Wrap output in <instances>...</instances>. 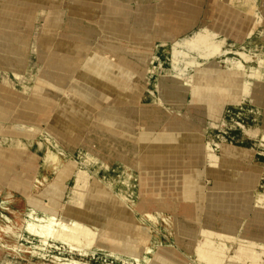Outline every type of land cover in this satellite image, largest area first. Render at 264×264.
Wrapping results in <instances>:
<instances>
[{
    "label": "rangeland",
    "instance_id": "1",
    "mask_svg": "<svg viewBox=\"0 0 264 264\" xmlns=\"http://www.w3.org/2000/svg\"><path fill=\"white\" fill-rule=\"evenodd\" d=\"M17 2L18 7L15 6ZM27 2L7 0L6 4L3 0L6 6L0 8V264H143L147 257L157 263L164 260L170 264H217L210 259L212 255L208 251L203 257L197 253L204 250L203 240L212 231L206 227L207 217L196 203V187L200 185L204 212L210 213L211 210L216 216L224 217L225 221L233 222L234 229L237 227L231 244L264 249V207L256 200L259 194H264V56L258 63L246 65L263 74L256 88L258 98H245L241 102V98L228 96L223 103V97L215 89L210 94L201 92L197 96L204 101L205 95L217 97L218 94L217 99L221 101L216 103L222 108L220 119L214 121L216 126H203L209 128L206 129V141L223 160H239V170H244L246 175L252 172L258 176V183L245 184L248 188H241L238 183L229 181L230 176L221 170V178L228 181L218 187L212 180L213 176L211 179L203 172L206 169L201 170L200 163L198 169L206 176H202V180L196 178L195 183L197 173L187 171L190 168L186 165H190L193 158L200 157L202 152L198 149L186 151L182 157L174 154L181 151L180 148H173L171 153L154 147V154H148L149 147H140L142 134L151 138V130L142 118L147 109L155 107L150 104V94L145 97L146 88L141 86L142 83L137 84L141 80H135L134 74H131V79L119 77V73L115 82L107 79V72L96 65L102 62L97 58L93 60L95 50L91 36L85 38L80 32L78 35L81 36L76 38V30H71L68 25L47 27L43 17L50 13L46 11L49 9L28 6ZM258 20L263 21L260 17ZM102 26L106 30L110 28L105 24ZM83 27L86 30L92 26L85 24ZM222 34L220 31L212 34L223 43L216 46L214 57L204 59L200 67L189 69L195 73L194 76L205 77L203 82L206 79L219 81L221 76L232 73L233 70L227 71L230 67L227 64H241L240 54L235 59L234 51L229 49L232 44L226 43L227 39L221 37ZM200 36H203L202 31L176 43L173 58L176 48L190 50L192 46L193 51L203 50L194 45L195 41H201ZM262 49L264 51V46ZM175 59V65L181 67L177 73L184 78L189 74V71L184 73V61L193 57L179 53ZM215 61L224 70L218 76L211 70L204 74L203 65L211 67ZM247 67L244 75L253 77L254 72L247 71ZM88 77L98 79L95 83ZM249 83L245 81L243 85L250 89ZM108 84L110 87H106ZM203 86L198 81L194 82L191 86L193 93ZM122 97L131 103L124 102ZM74 98L84 103L77 105L72 102ZM208 100L212 101V98ZM158 101L162 103L160 98ZM211 104L200 103L199 111H204L201 107L207 111ZM108 108H113L111 117L108 112L103 114ZM113 115L118 117V122L127 124L116 127L111 120L109 124L105 118H113ZM14 127L30 135L12 137L7 130ZM131 128L135 132L129 137L127 134ZM249 129L260 130L263 136L253 139L247 135ZM52 144L58 148L56 162L46 160ZM203 147L199 149L203 150ZM166 153H171V158L164 160L162 156ZM175 161L183 165L172 166ZM178 171L191 177V182L177 179ZM81 172L90 177L91 185H99L106 191V197L97 205L89 204L90 200L80 207L75 204L77 179ZM119 216H123L129 226L128 237L136 242L119 241L113 235L112 226ZM171 219L175 228L182 221L180 224L191 228V232L197 230L196 238L180 242L173 235L176 231L169 223ZM136 220L141 222L135 223ZM69 223H77L82 227L80 229L86 228L84 231L87 233H95L98 229L101 239H109V243L102 244L101 240L94 241L83 234L75 242L77 245L66 243L59 232L64 231V226ZM217 228L221 226L217 225ZM129 247L137 252L146 248L153 251L146 252V256L135 262L123 255L129 252ZM227 248L223 244L220 251H227Z\"/></svg>",
    "mask_w": 264,
    "mask_h": 264
},
{
    "label": "crops",
    "instance_id": "2",
    "mask_svg": "<svg viewBox=\"0 0 264 264\" xmlns=\"http://www.w3.org/2000/svg\"><path fill=\"white\" fill-rule=\"evenodd\" d=\"M5 1L7 3V0ZM27 1L28 6H40L50 10H46L50 13L43 17L47 27L61 28L68 25L71 30H76V38L81 36L78 35L80 32L85 38L91 36L95 50L92 55L93 60L97 58L102 62L101 64H107L110 70L119 73V77L131 79V74H134L137 78H134L135 80H141L137 84H143L141 86L146 88L145 97L149 93L152 97L150 104L155 106L150 107V110L147 109L145 118H142L151 130L148 143L164 152L173 153V148L191 152L210 144L205 137L206 129L209 128L203 126L206 124L210 125V128L216 126L215 122H218L222 113V108L218 105H211L207 111L201 107L204 111H199L200 103L204 104V101L213 103L214 101H209L208 98L215 96H209L208 92L209 94L203 97L204 101L199 100L191 88L192 76L195 73L189 71V74L185 75L186 82L177 75L181 67L174 63L173 50L176 43L208 28L212 32L223 33L221 37L225 36L226 43L232 44L229 49L234 51L236 59L238 53L244 52L256 59V61L252 59L247 66L253 62L258 63L262 59L261 56H264V51L261 50L264 46V0H42L43 2L39 4L34 3L38 0ZM17 3H15L16 7L19 6V2ZM5 6L3 0H0V7ZM259 17L263 21L258 24ZM85 24L92 27L83 30ZM104 24L117 27L125 35L110 33V30L103 28ZM208 67L209 64H204L203 71ZM247 71L254 72L253 77L250 76L252 79L243 75L242 78L246 80L241 79L238 86L248 89L243 83L251 82L249 83L252 86L251 95L242 94L236 97L220 94L222 99L228 96L236 97L241 98L242 102L245 98L259 97L256 88L259 87L258 79L263 74L254 67H247ZM106 87H110L109 84ZM117 92L116 96H118ZM122 99L131 103L126 97ZM143 101L144 97L141 102ZM215 102L221 103L219 99ZM225 102L224 99L223 103ZM152 130L153 134H151ZM256 134L247 135L253 139L262 135L260 132ZM171 153H166L167 156L163 155L162 159H170ZM228 161L231 162V170H233L232 166L239 170L237 166L240 165L239 160L231 158ZM199 163L195 164L196 169L192 171V174L197 173L195 183L196 178L202 180L201 177L205 175L203 172L212 179V175L217 172L208 171V167L200 163L201 170L206 169V172L203 170L202 172L198 169ZM239 173L245 174V171L239 170ZM228 179L231 180L230 177ZM240 179L245 178L240 176ZM258 198L259 202H264V194H259ZM262 204L264 206V203ZM240 246L245 247V245Z\"/></svg>",
    "mask_w": 264,
    "mask_h": 264
},
{
    "label": "bare ground",
    "instance_id": "3",
    "mask_svg": "<svg viewBox=\"0 0 264 264\" xmlns=\"http://www.w3.org/2000/svg\"><path fill=\"white\" fill-rule=\"evenodd\" d=\"M4 2L6 3V1L4 0ZM7 4V3H6ZM1 8V7H0ZM4 8V7H3ZM75 11L76 8H73ZM182 12V11H181ZM109 18V17H108ZM259 21V20H258ZM260 23H262V21H259ZM117 23V22H116ZM23 24V23H22ZM105 26H108L107 24H105ZM110 28H108L110 30V32L113 33V31H115V35H121V34H124L123 31H119V29H117V27L115 26H109ZM116 29H115V28ZM106 29V27H105ZM164 29V28H163ZM202 31V34L203 36H200V40H197L194 42V45L195 47H200L201 49L203 50H200V51H193V47L190 46V50H183V48H176L175 49V57L174 59L177 57V55L180 53L182 54V56L184 55L185 57L188 56V54H191V56L193 57V59L189 60V61H184V66L185 67L184 69H186V72L190 71L189 69H193L194 67H200L201 64L204 62V59L205 60H208L209 58H213L214 57V51H215V48L216 46H222L223 43H221L220 41H218V38H216V35H212L213 32L212 30L208 29V28H204L201 30ZM251 31V30H250ZM249 31V32H250ZM125 35V34H124ZM134 35V33H133ZM24 38V37H23ZM62 38V37H61ZM127 38V37H126ZM217 39V40H216ZM259 41V40H258ZM131 42V41H130ZM259 43V42H258ZM66 45V44H65ZM215 46V47H214ZM70 47V46H69ZM68 47V48H69ZM199 48V49H200ZM58 50V49H57ZM183 50V51H182ZM189 51V52H188ZM38 52V51H37ZM36 53V52H35ZM70 54V53H68ZM240 54V62L241 64H238L239 66H237L236 64H227L229 65L230 67L227 68V71L228 69L232 72V73H227L226 76H221V79L219 81H214L212 79L208 80L206 79V82H203L205 80V77H199V76H192V79H193V82H196L198 81L199 85L203 88L198 90L197 92H194L197 96H199L198 94H200L201 92H214L213 90L215 89V92L216 93H219V94H225V95H229V96H236V95H251L250 93V89H244L242 88L241 86L239 87L238 85H240V82H241V78L242 76L245 74V71H246V66L247 64H249V62L252 61V56L248 53H239ZM195 55V57L193 56ZM56 56V55H55ZM236 59V58H235ZM40 60V59H39ZM176 60V59H175ZM59 61V60H58ZM230 63L232 62V60H229ZM206 62V61H205ZM52 63V62H51ZM217 63H219L218 61H215L214 64H212V66L210 68H207L206 70H204V74L208 71V70H211L212 72H215V75L218 76V74L220 72H222L223 70H221L220 66L217 65ZM32 64V62L30 63V65ZM29 65V64H28ZM29 65V66H30ZM97 66H99V68H103V70L105 72H107V76H105L107 79H111L113 80V82L115 81V78L117 76V73H115L114 71L110 70V68H108L107 64L104 65V64H98L96 63ZM103 66V67H101ZM202 68V67H201ZM103 70H98L99 72H104ZM64 71V69H63ZM208 74V73H206ZM225 74V73H224ZM177 75H179V73H177ZM260 75V74H259ZM84 77H86L84 75ZM182 78V77H181ZM88 80H90L91 82L95 81L98 79V77H94V78H87ZM184 81L186 82V77H184ZM77 82V81H76ZM99 82V81H98ZM96 83V81H95ZM100 87V86H99ZM200 87V88H201ZM107 89V88H106ZM106 89H105V92H106ZM98 90V89H97ZM221 90V92H220ZM194 91V90H193ZM71 95V94H70ZM63 96V95H62ZM236 96V97H238ZM218 97V96H217ZM222 97V96H221ZM225 97V96H224ZM75 100H73L72 102L75 103V104H79V103H84L79 101V99H76L74 98ZM209 99V98H208ZM214 99V100H213ZM216 96L212 98V101H214L211 105H216ZM205 100V99H204ZM211 101V100H210ZM94 102V101H93ZM264 102V101H263ZM259 105V104H257ZM86 106V105H85ZM259 107V106H258ZM261 108V107H260ZM111 109L113 108H108L104 111L103 114L105 113H109V117H111ZM102 114V115H103ZM117 115H121L123 117V114L121 113H118L117 112ZM138 115V114H137ZM114 117L113 118H105L106 121H113L112 122V125L113 126H116V127H119L120 125L123 127L125 126L127 123H124V122H118L117 120V116L113 115ZM120 116V117H121ZM119 117V118H120ZM138 121V120H137ZM166 121V120H165ZM188 121V120H186ZM138 123V122H137ZM110 124V122H109ZM191 127V126H189ZM19 127H14L10 130H7V132H10L13 135H23L25 137H28V133L26 132H22L21 131V128L18 129ZM143 129V126L141 127ZM26 129V128H25ZM28 130V129H27ZM26 130V131H27ZM248 130V129H246ZM20 131V132H19ZM125 131V130H124ZM6 132V134H8ZM135 131L132 130L131 128V131H130V134H127V132L125 134L129 135V137H132L134 136L133 134L131 133H134ZM161 132V131H160ZM167 132V131H166ZM260 130H251L249 129V131H247L248 134L250 135H253V134H256V133H259ZM10 135V134H9ZM61 135V134H60ZM257 135V134H256ZM254 136V135H253ZM263 136V134H262ZM142 137V138H141ZM140 137V140L143 141V143L140 144V147H149V152L148 154H154V147L151 146V143L149 144L148 141H149V136H147V134H142ZM146 138V140H145ZM48 140H46L47 142ZM215 144V143H214ZM54 145V146H52ZM50 146V149L48 150V153H49V158L47 157V159L49 160H54L55 162L58 161L57 160V146H59V144L56 143V147H55V144H52ZM216 145V144H215ZM24 146V145H22ZM235 146V145H234ZM218 147V146H217ZM200 148V147H199ZM198 148V152H202V154H200V157L199 158H193V161H191V164L189 165V168L190 169H187V171H193L195 167V164L197 162H200L202 165H208L210 171H213L214 170V175L213 178H214V182L217 184V186L219 187H222L223 184L225 182H227L226 180L222 179L221 178V175H218V173H222L221 170H224L227 172V174H229L230 178H231V182L235 181V183H238V185L241 187V188H248L247 186H251V185H255L258 183V181H256L258 179V176H256L255 174H253L252 172H250L251 174H241L239 173V170L235 167V166H232L233 167V170H231V162H229L228 160H223L220 156H218L216 153H215V150L212 148L211 144H207V147H203V150L202 149H199ZM236 150V149H235ZM213 151V153H212ZM157 152V151H155ZM185 152L186 151H180V152H176L175 154L177 155H180L182 157H185ZM211 153V154H210ZM59 154V153H58ZM228 154V153H227ZM250 154V153H249ZM242 157V156H241ZM54 158V159H53ZM60 158V157H59ZM174 158H176V156H174ZM56 159V160H55ZM197 159V161H195ZM199 159V160H198ZM53 161V162H54ZM61 161V159H60ZM46 162H49V161H46ZM55 162H54V165H55ZM52 163V162H51ZM53 165V166H54ZM177 166V167H181L183 164L180 163L179 161H175L174 164L172 166ZM236 170V171H235ZM80 174V173H79ZM78 174V175H79ZM176 176H177V179H179L180 181H184V180H189L191 182V177L189 178V176H185L183 175V173L181 172H177L176 173ZM240 176L241 178H245V179H240ZM89 176H87V174L85 175L83 172H81V174L79 175V178L77 179V190H76V193H75V197H74V201L76 202V206L77 207H80V205H84V203H86V201L90 200V202H88L89 204H92V205H95L97 202H99L103 197L105 198V194H106V191L104 188H101V186L99 187H96L97 185L93 184L91 185L89 183ZM198 180V179H197ZM237 181V182H236ZM89 183V184H88ZM245 184H248L247 186ZM197 190H196V194L198 195L197 197V200H196V203H197V206L198 209H200L201 207V211H203V213H205L206 215V227L210 228V233L208 234L207 238L205 240H203V247H204V250L201 251H197V253H199V256L203 257L204 256V252L205 251H208L209 254L212 255V259L214 262H217V264H264V249L263 248H255V247H249V248H245V247H241V246H234L231 244V241L234 239V236H235V233H236V228L234 229L233 225L232 224L233 222H228V221H225L226 219H224V217H218L216 216L213 211H209L210 213L208 212H204L203 210V207H204V201H203V192L200 190L201 189V185L200 186H197L196 187ZM249 188H252V187H249ZM243 190V189H242ZM240 193V192H239ZM256 200L258 201V203H260L262 206L264 202H259V198L257 196ZM236 201V200H235ZM253 204V203H252ZM97 205V204H96ZM3 206V205H2ZM236 206V205H234ZM4 207V206H3ZM7 207V206H6ZM89 207V206H88ZM264 207V206H263ZM10 208V207H9ZM90 208V207H89ZM236 208V207H235ZM249 208V207H248ZM251 208V207H250ZM249 208V209H250ZM13 209V208H12ZM247 210V209H246ZM88 211V210H87ZM248 211V210H247ZM243 215V214H242ZM209 216V217H208ZM244 216V215H243ZM226 218V217H225ZM228 218V217H227ZM143 219V217H142ZM141 219V221H142ZM1 220V219H0ZM222 220V222H220ZM235 220V219H234ZM140 221V220H139ZM139 221H135V223H140ZM144 221V219H143ZM237 221V220H236ZM125 219L123 216H119L117 221L115 222V224L112 226L113 228V235H115L116 238L119 239V241H127L129 242V244H132V242H136L133 238H129L128 237V229H129V226H127V224L125 223ZM242 222V221H241ZM143 223V222H142ZM171 225H172V228H174V231H176V233L173 232V235L175 234L177 239L181 242V241H191L193 238H196V235H197V230L194 229L193 232H191V228L190 229H187L185 226H182V221L178 222L177 224V228L174 227L173 225V221L172 219L170 220L169 222ZM168 223V224H169ZM238 223V222H237ZM40 224V222H39ZM38 224V225H39ZM46 225V224H45ZM140 225V224H138ZM145 225V224H144ZM170 225V226H171ZM217 225L221 228L218 229L217 228ZM33 226V225H32ZM35 226V224H34ZM33 226V227H34ZM37 226V224H36ZM66 226V227H65ZM64 226V231H60L59 233L60 234H63V240L67 243H75L78 238L80 237L79 235L80 234H83L85 236H88V238L90 237L91 239L93 238L94 241L96 240H101V243L102 244H107L109 243V239H106V238H102L100 237L99 235V232L97 233V230L95 231H91L89 233L85 232L84 229L86 228H82V227H78V224L77 223H69V224H66ZM233 226V227H232ZM42 228V224L40 226ZM39 228V229H41ZM97 228V227H96ZM33 229V228H32ZM31 229V230H32ZM44 229V228H43ZM100 229V228H99ZM142 229V228H141ZM37 230V229H36ZM93 230V229H92ZM205 230V229H203ZM47 231V229H46ZM100 231V230H99ZM42 232V231H41ZM140 232V231H139ZM47 233V232H46ZM58 233V234H59ZM57 234V235H58ZM142 234V233H141ZM12 236H15L17 237L15 233H11ZM82 235V237H83ZM172 235V234H171ZM60 238L62 239L61 235H59ZM87 238V239H88ZM85 239V238H84ZM86 239V241H87ZM210 239V240H209ZM83 241V239H82ZM92 241V240H90ZM140 242H142L144 244V241L143 239H140L139 240ZM138 241V242H139ZM81 242V241H80ZM77 243V242H76ZM75 243V245H77ZM192 248H193V243L190 242ZM225 245L227 246L228 250L227 251H224V252H221V246L222 245ZM251 244V243H249ZM229 245V246H228ZM253 245V244H251ZM235 247L234 249H232V247ZM132 247V246H130ZM129 247V248H130ZM134 247V246H133ZM231 248V249H229ZM149 251H153L152 248H146V249H142V252H137L135 251L133 248H130L129 252H125L123 253V255L127 258V259H131L135 262H139L142 258V256H146V252H149ZM220 252V253H219ZM198 255L197 257L200 258ZM148 258V260H146ZM147 258H144L146 261L143 262V264H170L164 260H160L159 263H157L156 261H153V260H150L151 258L147 257ZM159 258V257H158Z\"/></svg>",
    "mask_w": 264,
    "mask_h": 264
}]
</instances>
